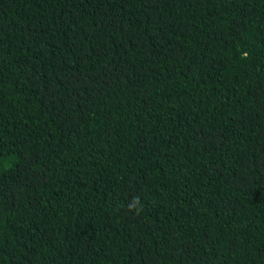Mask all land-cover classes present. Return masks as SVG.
Here are the masks:
<instances>
[{"label": "trees", "instance_id": "1", "mask_svg": "<svg viewBox=\"0 0 264 264\" xmlns=\"http://www.w3.org/2000/svg\"><path fill=\"white\" fill-rule=\"evenodd\" d=\"M0 264H264V0H0Z\"/></svg>", "mask_w": 264, "mask_h": 264}]
</instances>
